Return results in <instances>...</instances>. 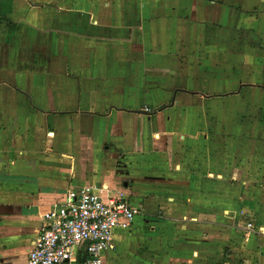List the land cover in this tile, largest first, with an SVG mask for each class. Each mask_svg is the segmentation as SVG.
<instances>
[{
    "label": "crops",
    "instance_id": "crops-1",
    "mask_svg": "<svg viewBox=\"0 0 264 264\" xmlns=\"http://www.w3.org/2000/svg\"><path fill=\"white\" fill-rule=\"evenodd\" d=\"M25 2L0 0L1 263L23 264L44 214L69 189L84 187L102 197L121 196L140 210L130 229L115 230L103 264L198 262V251L179 255L168 247L182 244L175 236L187 206L164 195L163 185L190 177L191 210L212 211L202 209L197 162L210 124L186 106L203 98L198 85L246 83L247 37L264 53V0H132L121 17L64 10L55 0L24 12ZM258 64L252 83L261 86L264 63ZM170 100L176 104L162 108ZM244 120L256 133L249 135L248 152L259 183L252 197L247 189L238 193L230 223L238 217L247 230L250 222L264 223V122ZM252 203L259 208L254 214ZM212 209L219 211L215 204ZM209 222L191 224L211 231L205 240L213 241L215 224L207 228ZM150 225L162 226L161 240L154 238L168 250L145 252V258L133 250L141 237L131 235ZM191 229L185 225L183 233ZM250 239L241 245L248 249ZM255 239L259 247L248 254L250 262L264 264V236Z\"/></svg>",
    "mask_w": 264,
    "mask_h": 264
},
{
    "label": "rangeland",
    "instance_id": "rangeland-1",
    "mask_svg": "<svg viewBox=\"0 0 264 264\" xmlns=\"http://www.w3.org/2000/svg\"><path fill=\"white\" fill-rule=\"evenodd\" d=\"M25 1V4L22 5L23 11L29 12L31 6L42 7L44 5H49V1L53 0ZM55 1L58 3L55 6L63 7L64 10L67 8L76 9L74 12L77 13L82 10L84 12H90L91 10L97 12L99 10L105 13L113 12V14H118L121 17L122 14L127 13V9L130 7V2L132 0H68L70 3L66 0ZM93 2H97L99 5L91 4ZM83 3H87V5ZM252 41L253 38L247 37V43L251 47L248 46L247 59L242 64V67H244L241 68L245 76V84H225L223 88L214 85H198V89L202 90L203 98L200 97L199 103L196 105L186 106L193 107L200 115L203 114L204 120L210 124L208 128V135L210 136L209 143L207 144L205 142L206 144L204 145L198 143L199 150L201 151L197 156H200L202 161L197 160V162L200 166L198 171L202 174V176H200L202 182H199L202 184V187L199 189L201 203L203 204L202 209L210 208L212 211L196 213L191 210L190 193L192 192V182L194 180H190V177L185 176L184 178V176H182V181H172L173 185H168L166 187L163 185V189L166 188L165 190L167 191L164 195L167 197L172 196V198L176 197V204H179L178 206L181 204H186L187 206V208H185L186 212H183L182 216L178 217L181 219V222H179L177 226L182 224L184 226L188 225L190 229L192 228L191 231H186V233H183L184 226H182L183 228L181 229L179 228L175 238L176 240H180L179 242H182V244L173 245L170 243L168 247L175 249L174 251L179 255H190L193 254L194 251H198V255L200 256L199 261H192V264H253V262H250L248 254H251L250 251L252 249L259 247L257 245L258 241H256L255 238H259L262 235L264 236V231H262L264 229V223L257 222V220L246 224V227H248L247 230H242V224L238 223V220L242 219H238V217L235 218L236 221L234 224L230 223V220H232L231 217H233V208L231 207L237 203L239 199L238 193L247 189L252 197L255 195V184L259 183L254 180L256 178L254 173H251L254 172L253 166H255V160L252 159L251 154L248 152L249 135L255 136L256 133L248 130V128H251V125H244V119L248 118H252L254 121L257 120L258 124L264 122V85L260 86L253 84L258 80L255 77L260 71L258 62L261 64L264 63V53H259L260 51L258 49L261 46L257 47ZM262 49L264 50V48ZM231 70L232 76L238 74V68L235 67ZM199 90L198 93H201ZM163 102L164 101H162V108L167 107V105L176 104V102L172 100ZM178 106L182 108V105L179 104ZM184 107L183 105V108ZM246 107H248L250 112L246 110ZM240 124H243V129L238 128ZM193 152L194 150L190 152L189 158L193 156L191 154ZM188 167H190V164ZM259 169L263 170L264 166H259ZM243 174H246V179H244L245 176L243 178ZM262 174L264 176V172H262ZM181 187H183V190ZM180 191L182 195L178 196V192ZM164 195L154 196L152 194L151 197L154 196L158 199L162 198ZM146 197L150 198L148 196ZM172 198L170 197L169 200L167 198V203L170 202ZM212 198H214L215 201H210ZM208 204H210L211 207H209ZM214 204L215 208L219 211H213L212 207ZM259 205L264 207V200L260 201ZM256 207L257 204L252 203L250 210L253 214L255 209L259 210V208ZM224 209L227 211L225 216L223 213ZM163 215L164 214L160 212L157 213V216H161V218ZM169 216L170 215L166 213V221L171 219ZM223 216L226 221H219L224 219ZM213 217L216 223L211 224L208 219L212 220ZM197 219L198 222H209V227L207 228H211V225L215 224L213 231L216 234L213 241L205 240L206 236L211 234V231L197 227L198 225L196 224L193 227L191 223ZM256 222L258 227H255ZM222 224H228L229 227L223 228L217 226ZM196 232L198 237L193 236ZM131 236L141 237V240L138 239L139 242L141 241V244L134 245L133 250L135 253H142L145 258L146 253L158 256L162 254L163 249H165L164 251L168 250L165 244L162 246V244L159 241L156 242L154 238L156 237L161 240L162 226L154 228V225H150L149 227H145L141 232H136ZM246 238H251L249 241L251 245H248V249L244 247V245H241V242H244L243 240ZM162 243H164L163 239ZM201 256L204 258H201ZM152 264L157 263L152 262ZM159 264L167 263L162 260Z\"/></svg>",
    "mask_w": 264,
    "mask_h": 264
},
{
    "label": "built area",
    "instance_id": "built-area-1",
    "mask_svg": "<svg viewBox=\"0 0 264 264\" xmlns=\"http://www.w3.org/2000/svg\"><path fill=\"white\" fill-rule=\"evenodd\" d=\"M139 214L121 196L71 188L44 214L23 264H103L115 230L130 229Z\"/></svg>",
    "mask_w": 264,
    "mask_h": 264
}]
</instances>
